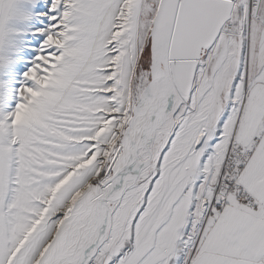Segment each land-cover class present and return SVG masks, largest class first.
I'll list each match as a JSON object with an SVG mask.
<instances>
[{"label":"snow or ice","instance_id":"1","mask_svg":"<svg viewBox=\"0 0 264 264\" xmlns=\"http://www.w3.org/2000/svg\"><path fill=\"white\" fill-rule=\"evenodd\" d=\"M0 264H264V0H0Z\"/></svg>","mask_w":264,"mask_h":264}]
</instances>
